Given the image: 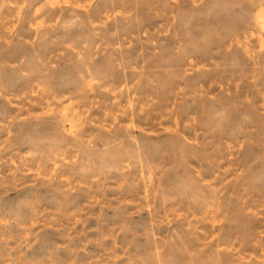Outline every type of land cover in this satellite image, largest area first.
<instances>
[{
    "label": "rangeland",
    "instance_id": "1",
    "mask_svg": "<svg viewBox=\"0 0 264 264\" xmlns=\"http://www.w3.org/2000/svg\"><path fill=\"white\" fill-rule=\"evenodd\" d=\"M0 264H264V0H0Z\"/></svg>",
    "mask_w": 264,
    "mask_h": 264
}]
</instances>
